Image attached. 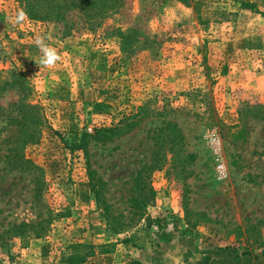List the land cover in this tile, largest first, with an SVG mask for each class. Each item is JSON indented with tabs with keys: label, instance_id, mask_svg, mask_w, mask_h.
<instances>
[{
	"label": "rangeland",
	"instance_id": "1",
	"mask_svg": "<svg viewBox=\"0 0 264 264\" xmlns=\"http://www.w3.org/2000/svg\"><path fill=\"white\" fill-rule=\"evenodd\" d=\"M122 1L97 27L90 0L34 1L37 17L0 0V263L137 264L167 233L264 259V0ZM57 8L65 23L44 19ZM130 24L133 51L113 31ZM38 34L61 55L52 69L35 63ZM154 159L161 235L133 202Z\"/></svg>",
	"mask_w": 264,
	"mask_h": 264
},
{
	"label": "trees",
	"instance_id": "2",
	"mask_svg": "<svg viewBox=\"0 0 264 264\" xmlns=\"http://www.w3.org/2000/svg\"><path fill=\"white\" fill-rule=\"evenodd\" d=\"M34 1L38 0H25V5L28 10V12L32 16H36L38 14L34 13V7H38L39 5L35 6ZM41 1V0H39ZM46 1V0H43ZM90 3L92 4L94 8V13L91 15V18L94 20L95 25L97 27L103 26L104 20L109 19L113 17L114 15L120 13L122 9L125 7V3L122 0H90ZM39 12V11H38ZM45 17L44 19L46 20H52L58 23H65L67 19L66 13L63 12V9H55V10H48L45 12ZM97 22V23H96ZM138 27L136 24H130L128 29L124 31L121 27L120 28H114L113 31L119 36V38H122V40H129L130 43V51L135 50L137 46L141 44V40L134 39V30H136ZM14 73V72H13ZM15 76L19 77V80L23 81L25 78L21 77L22 74L21 72H15ZM21 87V86H19ZM22 88V87H21ZM32 108V106H30ZM124 128H121L120 126H117L116 128H101L97 129L94 133H89L85 132L81 139H80V144L76 146V148L84 150L86 153H88V146L90 143V139L97 138L99 140L102 139H107L110 138L111 135H115L116 133H120L123 131ZM176 139L181 138L180 130L179 128L176 129ZM191 157H194L191 155ZM25 162L31 163V161L24 160ZM162 164L154 159L151 164L145 165L144 167L141 168V170L138 173L137 179H136V189L139 193V195L133 199V202L135 203V207L137 212H135V215L137 218L140 220L146 219L147 221V226L149 228H152L154 224L158 225L159 229V234L161 235L163 230H164V220L161 218H152L148 214V206L155 200V190L154 188L147 182V178L151 175V173L155 169H160ZM145 174L147 176L145 180ZM141 194V195H140ZM22 227V226H21ZM30 227H34V225H31ZM168 234V233H167ZM167 234L163 237L166 238ZM165 238H161V244ZM161 244L159 246H161ZM256 260H258V256H256ZM84 258H80L76 262H84ZM76 262H71V263H76Z\"/></svg>",
	"mask_w": 264,
	"mask_h": 264
},
{
	"label": "crops",
	"instance_id": "3",
	"mask_svg": "<svg viewBox=\"0 0 264 264\" xmlns=\"http://www.w3.org/2000/svg\"><path fill=\"white\" fill-rule=\"evenodd\" d=\"M132 253L130 257L135 258L137 264H264V259L252 263L250 258L226 256V252L211 251L197 245L195 241L180 242L178 237L173 236L166 237L161 246L149 245L144 249L133 250ZM30 261L31 264H39L38 261Z\"/></svg>",
	"mask_w": 264,
	"mask_h": 264
},
{
	"label": "clouds",
	"instance_id": "4",
	"mask_svg": "<svg viewBox=\"0 0 264 264\" xmlns=\"http://www.w3.org/2000/svg\"><path fill=\"white\" fill-rule=\"evenodd\" d=\"M19 19H23L26 17V13H24L22 10L18 13ZM53 37L49 35H36L34 37V43L41 53V56L38 61H35V63L39 66V68H54L57 63L61 60V55L57 51L55 47H53L49 41H51Z\"/></svg>",
	"mask_w": 264,
	"mask_h": 264
}]
</instances>
